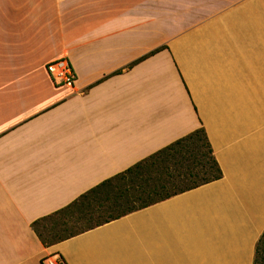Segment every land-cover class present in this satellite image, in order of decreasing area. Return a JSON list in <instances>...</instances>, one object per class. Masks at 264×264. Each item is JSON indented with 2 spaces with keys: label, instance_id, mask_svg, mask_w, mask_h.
Returning <instances> with one entry per match:
<instances>
[{
  "label": "crops",
  "instance_id": "crops-1",
  "mask_svg": "<svg viewBox=\"0 0 264 264\" xmlns=\"http://www.w3.org/2000/svg\"><path fill=\"white\" fill-rule=\"evenodd\" d=\"M61 56L72 86L47 72ZM261 72L264 0H77L55 17L52 0H0V264H253ZM201 126L221 178L41 242L34 220Z\"/></svg>",
  "mask_w": 264,
  "mask_h": 264
},
{
  "label": "trees",
  "instance_id": "trees-1",
  "mask_svg": "<svg viewBox=\"0 0 264 264\" xmlns=\"http://www.w3.org/2000/svg\"><path fill=\"white\" fill-rule=\"evenodd\" d=\"M154 52L155 51H152L151 53L145 55L144 57ZM134 63L135 62L130 64V66H132ZM199 146L206 147L207 160L205 162H203V159L201 157L198 158L199 153H197L196 150H198ZM172 149H174L175 152L178 150H182V149H185L188 152L187 157L191 159L192 161L188 164V167L185 169V171L182 172L181 175L193 176L194 177L193 184H191L188 187L182 188L180 190L168 192L167 187L165 185L166 184L165 181L160 180V181H155L153 183L146 181L144 184L138 185V188L136 189L134 186L133 189L135 192L132 194L130 192L125 198V201L123 202L126 204H128L129 202H134V204H137L136 202L139 201L140 202L139 205L125 207V205L121 206L120 201L110 202L109 206H112L115 210L119 209L116 215L108 214L106 218H104L103 220H96L94 225L81 228L78 230H73L74 228L71 227L70 224L68 225L67 222H69L68 219L70 217V213H72L70 210L75 205H78V206L85 205L87 195L97 191L101 187H110L114 185V182H116V180L119 177L123 176L127 172H131L134 176L140 177L142 174L150 170L155 165L156 158L168 155L169 153L167 152ZM222 176H223V172H222L221 166L219 165L213 153V149L209 141V138L207 136L206 130L203 126H201L195 131L189 133L188 135L176 140L175 142L164 147L163 149H160L159 151L139 161L135 165L126 169L125 171L103 181L96 187L88 190L87 192L79 196L69 205L49 215H46V216H43V217H40L34 220L31 226L33 230L36 232L37 236L40 238L41 242L45 246H51L64 239H67L71 236L81 233L87 229H90L97 225L108 222L112 219L123 216L131 211L146 207L155 202L166 199L179 192H182V191L197 187L199 185L217 180L221 178ZM155 196L157 197L153 198ZM104 205H105L104 203H100L96 207L95 210L89 213V216L93 217L91 213L94 211L99 212V215H98L99 217L103 216L102 213L107 212V209L104 208ZM263 247H264V232L262 233L260 239L257 242L253 264H264V248Z\"/></svg>",
  "mask_w": 264,
  "mask_h": 264
},
{
  "label": "rangeland",
  "instance_id": "rangeland-1",
  "mask_svg": "<svg viewBox=\"0 0 264 264\" xmlns=\"http://www.w3.org/2000/svg\"><path fill=\"white\" fill-rule=\"evenodd\" d=\"M76 2L77 0H52L53 17L59 15L61 6H67L69 15H74ZM260 81L261 83H264V75L262 72ZM196 152L199 153L198 158L201 157L203 162L207 160L205 146H199ZM167 153L169 154L166 156L156 158L155 165L140 177L134 176L131 172H127L123 176L119 177L116 182H114V185L110 187H101L97 191L87 195L85 205H75L70 210L72 213H70V217L68 219L69 222H67L68 225L70 224V226L74 228L73 230H78L94 225L96 220H103L108 214L116 215L119 209L115 210L112 206H109L110 202L120 201L121 206L125 205V207L139 205V201L136 202L137 204H134V202H129L128 204L123 202L130 192L131 194L135 192L133 189L134 186L136 189L138 188V185L144 184L146 181L151 183L160 180L165 181L168 192L180 190L193 184V176L181 175L188 167V164L192 161L187 157L188 152L185 149L178 150L176 152L172 149ZM156 197L157 196L153 198ZM100 203L105 204L104 208L107 209V212H103V216L99 217V212L94 211L91 213L93 217H90L89 213L95 210Z\"/></svg>",
  "mask_w": 264,
  "mask_h": 264
},
{
  "label": "built area",
  "instance_id": "built-area-1",
  "mask_svg": "<svg viewBox=\"0 0 264 264\" xmlns=\"http://www.w3.org/2000/svg\"><path fill=\"white\" fill-rule=\"evenodd\" d=\"M47 72L55 85L72 86L76 82V73L67 56L58 57L46 65ZM42 264H67L61 254L54 252L45 255Z\"/></svg>",
  "mask_w": 264,
  "mask_h": 264
}]
</instances>
